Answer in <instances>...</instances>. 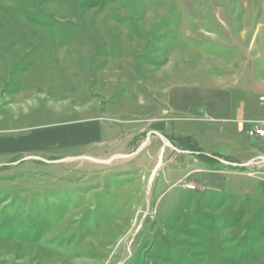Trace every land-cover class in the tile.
Wrapping results in <instances>:
<instances>
[{
  "label": "rangeland",
  "instance_id": "obj_1",
  "mask_svg": "<svg viewBox=\"0 0 264 264\" xmlns=\"http://www.w3.org/2000/svg\"><path fill=\"white\" fill-rule=\"evenodd\" d=\"M108 107L135 128L129 156L90 162L77 134L26 140L107 122ZM148 117L170 125L162 157L155 138L136 156ZM251 119L264 121V0H0V264H264V181L215 187L207 169L227 164L199 160L231 128L255 138Z\"/></svg>",
  "mask_w": 264,
  "mask_h": 264
},
{
  "label": "crops",
  "instance_id": "obj_2",
  "mask_svg": "<svg viewBox=\"0 0 264 264\" xmlns=\"http://www.w3.org/2000/svg\"><path fill=\"white\" fill-rule=\"evenodd\" d=\"M106 94H107V96H110V97L112 96L111 93H106ZM133 94H134L135 99H136L135 100L136 104L140 105L138 107L149 109V110L153 111V112L149 111L151 114L154 113V110H155V107H154L155 99L154 98L152 100L147 95V92L143 91V90H136L133 92ZM106 101H108V100H106ZM110 104H108V105H110ZM109 107H108V109H109L108 111L111 112V116L108 117L107 122H105V121L101 122L100 117L97 118V117L89 116L87 118L86 117L81 118L80 121L76 122V123H70L68 125H64L61 127H56L53 129H47L45 131H39L41 133H39V132L35 133V134H33V136L31 138H28L26 140H28L27 142L29 143V145L31 143V146H32V145H37V142H40L41 140L48 141V139H50L51 142L59 141L60 143H64L65 139L71 137V135H74V134L81 135L84 137L82 139V141L84 143V148H85V152L83 154H86L87 156L90 155L89 157L92 159H88V158H86V159L90 162H93V163L105 161V159H103V158H106V160H107V159L112 158L116 154L117 155L124 154L128 151L129 147L133 144L132 143L133 139L137 136L135 133L134 134L131 133V132H133L131 130H134L135 128H133V127L123 128L124 127L123 123L127 122V121H131V120L126 119L123 122V120L121 119L122 115H120V114H122L124 111L122 112L118 108L110 109ZM111 110H117V111H111ZM141 111L144 112L145 110L142 109ZM128 113H130V111ZM112 114H114V115H112ZM148 119H150L149 120V122H150L149 126L152 125V127L151 128L149 127L148 129L143 130V131L139 130L142 132L143 139H144L143 142L146 141V144L141 150H139V152L137 153L136 156L138 157L143 152H146V151L148 152L150 145H153V142H154L155 147H156V151H157V155L158 156L161 155V157H162V154H163L162 152L164 150L165 145H164L163 141H162V143L159 142L160 140H162L159 137V135L168 136L169 133L167 132V129H170L168 127L170 125H169V123H166L163 120H161V122H159L160 118L148 117ZM252 120H257V119L246 120V121H248L249 125L245 121V123L247 125L244 128V130L242 131L244 133V136L249 138V139L251 137H249L247 135V130H248V128L251 127L250 121H252ZM262 120H264V119H262ZM101 124H103L104 127H102L103 125H101ZM240 126L241 125H239L238 128L235 127V128H237V131H238L237 133L241 132ZM103 128L108 129L107 131H109V134H104ZM231 130L234 133L227 135V140H228L227 141V148H222V149L220 147L214 148L215 149L214 152L219 154V157H218L219 162H222V160H223L222 158H220V155L222 156L223 153L226 152L228 158L231 159L228 162L232 161L231 163H237V164L249 163V166L252 165V166H255L256 168L253 171L248 170L247 172H242L244 169L231 168L230 165H227L228 167H220V168L214 167L212 170L207 169V172H211L213 175H217L218 177L219 176L223 177L224 175H227V174H235V175L239 174L240 175V174L245 173L249 177H254V178H257L258 180H261V178H262V180L264 181V138H257V137L251 138L247 142V144L242 145V144H240V140H239L240 137L237 134H235L236 129L231 128ZM149 132H151V134L149 135L148 139H146V134ZM153 138H155L156 140L151 142V140ZM244 140H245V138H244ZM7 141L11 142V140H7ZM141 143L137 142L135 149H137V147ZM93 159H95V160H93ZM249 166L247 167V169H250ZM202 169H204V168H202ZM202 169H200V170H202ZM205 170H206V168H205ZM194 172H196V171H194ZM202 172H206V171L203 170ZM188 175H189V173L186 174V176H188ZM213 185L215 187L216 186L217 187H223V184L221 185L220 177L216 180V182H214Z\"/></svg>",
  "mask_w": 264,
  "mask_h": 264
},
{
  "label": "built area",
  "instance_id": "obj_3",
  "mask_svg": "<svg viewBox=\"0 0 264 264\" xmlns=\"http://www.w3.org/2000/svg\"><path fill=\"white\" fill-rule=\"evenodd\" d=\"M251 127L247 130V135L250 137L264 138V121H250ZM188 188H194L188 185Z\"/></svg>",
  "mask_w": 264,
  "mask_h": 264
},
{
  "label": "water",
  "instance_id": "obj_4",
  "mask_svg": "<svg viewBox=\"0 0 264 264\" xmlns=\"http://www.w3.org/2000/svg\"><path fill=\"white\" fill-rule=\"evenodd\" d=\"M150 134H151V133H147L146 139H148V137H149ZM159 137L162 139L164 145H168L169 147H172L171 143H169V142H168V141H167L162 135H159ZM145 144H146V141H144V142L138 147L137 151L141 150V149L144 147ZM124 156H129V155H122V154H120V155H114V156H113L112 158H110L109 160H112V159L115 158V157H124ZM82 157H84V158H88V159H92V158L87 157V156H82ZM93 160H95V159H93ZM222 162H224V163L227 164V165L233 166V167H237V166H239V167H243L244 169H247V167L249 166V163L237 164V163H231V162H228V161H225V160H222Z\"/></svg>",
  "mask_w": 264,
  "mask_h": 264
},
{
  "label": "trees",
  "instance_id": "obj_5",
  "mask_svg": "<svg viewBox=\"0 0 264 264\" xmlns=\"http://www.w3.org/2000/svg\"><path fill=\"white\" fill-rule=\"evenodd\" d=\"M200 154H201V156L199 157V160H200V162H202L204 164H211L212 162H213V164L219 163V160H218L219 156L215 157L214 155H209L206 153H200ZM227 160H231V159L227 158ZM240 169H244V168L240 167Z\"/></svg>",
  "mask_w": 264,
  "mask_h": 264
}]
</instances>
